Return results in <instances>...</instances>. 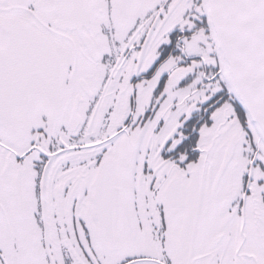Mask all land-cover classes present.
I'll return each instance as SVG.
<instances>
[{
  "label": "snow or ice",
  "instance_id": "6c2138e0",
  "mask_svg": "<svg viewBox=\"0 0 264 264\" xmlns=\"http://www.w3.org/2000/svg\"><path fill=\"white\" fill-rule=\"evenodd\" d=\"M0 264H264V0H0Z\"/></svg>",
  "mask_w": 264,
  "mask_h": 264
}]
</instances>
